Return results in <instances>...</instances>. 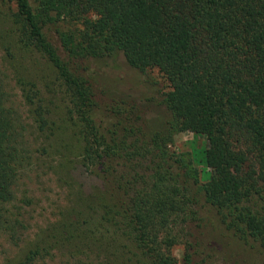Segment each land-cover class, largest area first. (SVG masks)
<instances>
[{"label": "trees", "instance_id": "obj_1", "mask_svg": "<svg viewBox=\"0 0 264 264\" xmlns=\"http://www.w3.org/2000/svg\"><path fill=\"white\" fill-rule=\"evenodd\" d=\"M6 1L15 12L0 47L17 81V55L53 68L77 131L72 168L100 182L17 264H94L93 251L127 264H220L215 244L194 235L201 229L264 249V0ZM119 57L140 75L158 70L169 90L158 99L145 79L143 98L121 92L101 105V75ZM34 79L31 89L49 78ZM40 94L23 97L45 130ZM150 103L159 111L146 118ZM27 129L0 71V247L11 252L28 203L19 197L33 158ZM181 133L204 146L171 150Z\"/></svg>", "mask_w": 264, "mask_h": 264}, {"label": "rangeland", "instance_id": "obj_2", "mask_svg": "<svg viewBox=\"0 0 264 264\" xmlns=\"http://www.w3.org/2000/svg\"><path fill=\"white\" fill-rule=\"evenodd\" d=\"M7 12L14 13L15 7L6 0H0V29L4 33L9 32L11 28L9 16H5ZM13 52L16 54V50ZM17 58L18 55L15 56L17 64L15 71L21 78L20 81H17L9 58L0 47V71L3 75L4 87L27 125V138L31 144L33 158L29 171L23 177L19 193L20 199L28 200V203L23 205L21 215L24 228L20 235L18 234L19 247L13 248L11 252L10 247L1 242L3 246L0 247V264H17L37 236L66 217L81 191L88 193L93 187L100 185L99 180L83 168L79 166L72 168L73 162L78 159L75 157L78 148L77 134L75 135L77 131L74 122L69 121L66 114L69 109L68 98L64 88L57 81L53 68L43 62L44 60L33 63L32 68L31 66L29 68L28 63L18 61ZM112 65L101 75L103 85H100L97 91V100L101 105L110 103L112 99L127 97L122 94L126 92L143 98L147 93L145 79L147 82L151 80L157 84L156 89L159 92L155 96L158 99L162 98V92L169 90L165 78L156 69L140 75L129 69L122 57ZM36 77L49 78L52 81L48 83L49 79L47 82L42 80L40 87V83L38 86L35 80ZM29 78H35L37 87L31 89L32 86L27 83ZM38 88L42 91L40 96L43 100V115L48 121L46 125L51 128L50 131H46L47 126L45 130L41 129L34 119L35 114L31 116L32 105L23 97L29 90L35 92ZM144 110L146 118H151L159 111L153 103L146 105ZM53 131L55 133H52ZM204 143V138H195L191 133H181L175 136L171 150L191 151L194 148H202ZM200 169L202 181L205 182L209 179V170L204 165H201ZM197 232H200V237L210 239L215 244L216 259L220 264H264V249L252 241L249 244L239 240L234 241L210 229L195 230V236ZM91 248L101 249L97 245ZM176 249H180L178 258L180 259L183 246L174 247L173 253ZM89 253L90 258L96 261L94 264H127L125 259L112 258L102 252Z\"/></svg>", "mask_w": 264, "mask_h": 264}, {"label": "clouds", "instance_id": "obj_3", "mask_svg": "<svg viewBox=\"0 0 264 264\" xmlns=\"http://www.w3.org/2000/svg\"><path fill=\"white\" fill-rule=\"evenodd\" d=\"M175 256H177V258H179V254H180V249H176L174 250V253H173Z\"/></svg>", "mask_w": 264, "mask_h": 264}]
</instances>
